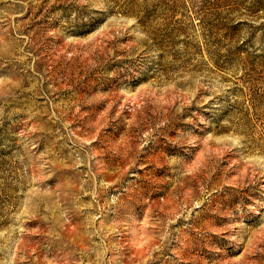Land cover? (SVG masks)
Returning a JSON list of instances; mask_svg holds the SVG:
<instances>
[{"label":"rangeland","instance_id":"374dc122","mask_svg":"<svg viewBox=\"0 0 264 264\" xmlns=\"http://www.w3.org/2000/svg\"><path fill=\"white\" fill-rule=\"evenodd\" d=\"M0 264H264V0H0Z\"/></svg>","mask_w":264,"mask_h":264}]
</instances>
